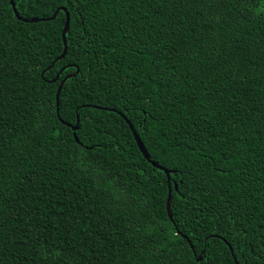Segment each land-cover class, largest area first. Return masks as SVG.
Instances as JSON below:
<instances>
[{"label":"trees","instance_id":"obj_1","mask_svg":"<svg viewBox=\"0 0 264 264\" xmlns=\"http://www.w3.org/2000/svg\"><path fill=\"white\" fill-rule=\"evenodd\" d=\"M14 3L0 264H264V0Z\"/></svg>","mask_w":264,"mask_h":264},{"label":"water","instance_id":"obj_2","mask_svg":"<svg viewBox=\"0 0 264 264\" xmlns=\"http://www.w3.org/2000/svg\"><path fill=\"white\" fill-rule=\"evenodd\" d=\"M10 5L12 7V10H13V13L14 15L17 17L18 20H22L24 22H31V23H34V22H38V21H45L47 19L45 18H33V19H28V20H23L19 15H18V12L16 10V7H15V3H14V0H10ZM65 10V9H63ZM55 17V15L52 16V19ZM68 29H69V15L66 13V20H65V24H64V27H63V30H62V33H61V36H62V42H63V52L62 54L59 56L58 60H61L64 58L65 54H66V51H67V44H66V34L68 32ZM58 77H56L53 81L51 82H55L57 80ZM65 80H62L61 83L59 84L58 86V89H57V93H56V111L58 112V106H59V96H60V92H61V89H62V86L64 84ZM102 109V108H101ZM105 110V109H104ZM113 111V110H111ZM115 112V111H113ZM123 117V116H122ZM123 119L126 121V123L129 125V128L132 132V135H133V138L137 144V147L139 149V151L141 152V154L143 155L144 159L147 160L154 168L160 170V171H163L165 174H166V177H167V183H168V196H167V200H166V211H167V215H168V218L170 219V221H173L172 219V214H171V207H170V201H171V187H170V172L168 170H166L165 168L159 166L156 162L152 161L149 157V154L147 153V151L145 150L144 146H143V143L141 142L140 138L138 137L137 133L133 130V126L128 122V120L123 117ZM78 123H79V118L77 116V120H76V125L72 127V130H73V135H74V138H75V141L78 143V139L75 135V132L78 130ZM175 189H176V186H175ZM183 238H185L183 235H182ZM226 244L227 242L225 240H223ZM230 251H231V255L233 257V260L235 262V264H238L237 261H236V258L235 256L233 255L232 253V250L230 248V246L228 245ZM201 259V257H199V260Z\"/></svg>","mask_w":264,"mask_h":264}]
</instances>
